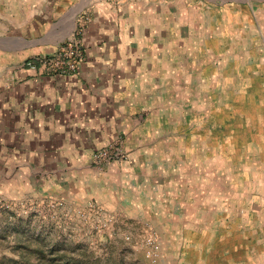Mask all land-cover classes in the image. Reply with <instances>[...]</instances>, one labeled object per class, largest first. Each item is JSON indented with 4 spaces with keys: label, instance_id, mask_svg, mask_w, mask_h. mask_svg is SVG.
<instances>
[{
    "label": "rangeland",
    "instance_id": "obj_1",
    "mask_svg": "<svg viewBox=\"0 0 264 264\" xmlns=\"http://www.w3.org/2000/svg\"><path fill=\"white\" fill-rule=\"evenodd\" d=\"M62 5L65 16H52ZM100 7L121 21L133 18L149 62L167 65L157 50L176 44L174 95L159 98L157 137L142 138L170 140L169 153L160 167L134 162L136 185L125 183L107 209L75 196L70 170L51 186L53 169L45 175L38 162L0 145V264H199L207 249L240 250V264H264V187H247L259 178L239 176L246 154L226 151L227 140H264V0H0V44L18 38L28 51L42 48L46 36L57 42L59 23L74 14L64 40L79 42ZM124 135L94 152L120 145L126 158L113 163L129 161ZM150 236L154 262L145 257Z\"/></svg>",
    "mask_w": 264,
    "mask_h": 264
},
{
    "label": "crops",
    "instance_id": "obj_2",
    "mask_svg": "<svg viewBox=\"0 0 264 264\" xmlns=\"http://www.w3.org/2000/svg\"><path fill=\"white\" fill-rule=\"evenodd\" d=\"M67 8L62 5L51 14L62 18ZM74 15L59 23L62 39L56 42L46 36L42 48L24 51L18 38L5 46L0 44V60L9 61L6 67L0 65V145L13 158L21 159L23 154L22 159L38 162L35 166L43 168L45 175L53 169L51 186H59L56 177L65 175L61 169L70 170L75 196L81 201L95 199L109 209L117 192L120 196L124 192L125 183L136 185L134 169L138 164L134 162L157 161L156 167H160L159 162L169 153L165 152V145L170 140L142 138L158 133L159 98L174 95L176 44L162 43L157 50L160 58L166 55L170 59L167 65L161 60L149 62L133 18L126 14L121 21L100 7L93 9L91 20L78 38L82 59L76 74L45 76L22 69L20 64L25 58L51 54L66 40V33L75 27ZM114 24L119 25L118 32L116 26L112 27ZM66 29L68 32L63 33ZM19 48L18 56L15 50ZM187 54L186 57L183 53L184 59H190L191 51ZM3 55L8 58H1ZM119 132L125 134L124 149L129 161L113 163L103 170L91 168L92 152L111 143ZM227 141V152L246 154L248 164L240 166L239 176L259 178L248 179L246 186L264 187V140ZM129 176L132 180H125ZM155 176L159 182L161 174L156 171ZM40 190L46 193L41 186ZM228 253L231 256L226 257ZM239 253L240 250H230L214 255L213 250L207 249L198 263L240 264ZM245 263L254 264L255 260Z\"/></svg>",
    "mask_w": 264,
    "mask_h": 264
},
{
    "label": "built area",
    "instance_id": "obj_3",
    "mask_svg": "<svg viewBox=\"0 0 264 264\" xmlns=\"http://www.w3.org/2000/svg\"><path fill=\"white\" fill-rule=\"evenodd\" d=\"M81 59V45L75 39H68L61 43L52 55L35 57L24 63L23 68L37 75L67 76L76 74ZM125 158L120 145H111L92 153L90 162L93 168L103 170L113 162L125 160ZM145 245V257L151 262L156 261L158 247L154 238L150 236Z\"/></svg>",
    "mask_w": 264,
    "mask_h": 264
}]
</instances>
